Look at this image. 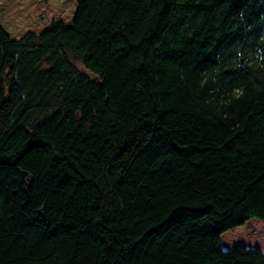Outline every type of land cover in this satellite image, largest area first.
I'll return each mask as SVG.
<instances>
[{
	"label": "trees",
	"instance_id": "1",
	"mask_svg": "<svg viewBox=\"0 0 264 264\" xmlns=\"http://www.w3.org/2000/svg\"><path fill=\"white\" fill-rule=\"evenodd\" d=\"M0 264H264V0H0Z\"/></svg>",
	"mask_w": 264,
	"mask_h": 264
},
{
	"label": "rangeland",
	"instance_id": "2",
	"mask_svg": "<svg viewBox=\"0 0 264 264\" xmlns=\"http://www.w3.org/2000/svg\"><path fill=\"white\" fill-rule=\"evenodd\" d=\"M77 67L82 70L83 72H86L92 79H96V77L94 75H92L91 73H89L86 68L83 66L82 63L77 62Z\"/></svg>",
	"mask_w": 264,
	"mask_h": 264
}]
</instances>
